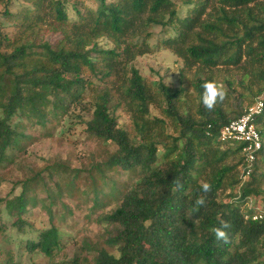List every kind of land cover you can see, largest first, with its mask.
<instances>
[{"label":"trees","instance_id":"obj_1","mask_svg":"<svg viewBox=\"0 0 264 264\" xmlns=\"http://www.w3.org/2000/svg\"><path fill=\"white\" fill-rule=\"evenodd\" d=\"M14 1L0 0V168L25 149L28 127L52 120L70 118L104 146L100 160L92 151L82 188L91 209H101L98 240L83 239L80 252L56 260L62 233L52 224L27 235L24 248L50 264H264V109L254 121L262 147L247 177L242 144L219 138L224 124L264 101V0H19L12 10ZM157 47L182 61L177 86L133 65ZM205 81L226 91L212 111L202 104ZM115 171L132 180L118 184ZM80 172L66 174L70 190ZM37 176L0 197L20 234L28 231ZM206 182L211 191L204 193ZM107 195L116 198L108 209ZM201 195L204 206L196 205ZM2 219L0 234L8 228ZM222 220L230 224L228 243L213 231ZM2 264L36 263L11 252Z\"/></svg>","mask_w":264,"mask_h":264},{"label":"rangeland","instance_id":"obj_2","mask_svg":"<svg viewBox=\"0 0 264 264\" xmlns=\"http://www.w3.org/2000/svg\"><path fill=\"white\" fill-rule=\"evenodd\" d=\"M90 3V0H85ZM21 1L15 0L11 6L15 10ZM72 15V11L68 10ZM3 25H6L0 20ZM43 36L51 42L56 41L58 35L51 30L44 29ZM154 37L150 40L155 44L159 35V28H154ZM103 45H108L104 40ZM157 49V50H156ZM148 54L142 55L133 61V65L138 68L142 75L149 78L155 77L158 72L166 83L177 86L179 84V70L182 61L168 49L157 47ZM252 88L255 90L256 85ZM122 120L127 121V115L122 113ZM70 118L60 122L51 121L47 128H40L35 125L28 127L26 132L31 137L25 141V149L16 153L13 163L0 168V197L18 194L20 192L19 182L25 177L38 174L31 180V189L28 192L30 198L34 197L35 202L30 201L27 205L28 231L20 234L11 226L13 218L5 214L3 206L0 208L2 221L7 225L5 233L0 234V264L5 260L7 254L13 252L15 257L21 256L22 262L34 261L36 264H50L51 260L40 252H29L24 248L25 237L35 236L36 231L56 225L62 233L63 247L54 257L56 260L71 258L75 253L80 252V244L83 239L96 241L101 233V227L95 221V211L90 207L92 204L85 195L82 194L85 178L89 176L84 169L89 165L90 156L94 151V156L100 160L103 148L100 141H90L84 137L80 128L72 124ZM62 167L61 177L58 175L59 168ZM74 168H81L80 176L77 178V185L71 189L65 183L67 173ZM114 180L121 183H128L132 176L126 172L115 171L111 174ZM45 181L46 188L41 184ZM60 187H55V182ZM41 183V184H40ZM57 190L60 193H57ZM104 192L108 193L109 188L104 186ZM48 192L54 194L53 201L48 197ZM102 200L110 208L116 204V198L109 195L102 197ZM53 203H50V202ZM259 206L260 203L258 204ZM27 236V237H28Z\"/></svg>","mask_w":264,"mask_h":264},{"label":"built area","instance_id":"obj_3","mask_svg":"<svg viewBox=\"0 0 264 264\" xmlns=\"http://www.w3.org/2000/svg\"><path fill=\"white\" fill-rule=\"evenodd\" d=\"M263 109L264 101L258 98L246 106L238 118L224 124L219 130L220 140L242 144V151L247 162L245 177L250 174L253 161L262 147V138L254 121L262 114ZM257 217L261 218L262 214H257L253 218L256 219Z\"/></svg>","mask_w":264,"mask_h":264},{"label":"clouds","instance_id":"obj_4","mask_svg":"<svg viewBox=\"0 0 264 264\" xmlns=\"http://www.w3.org/2000/svg\"><path fill=\"white\" fill-rule=\"evenodd\" d=\"M170 83V80L168 81L167 85ZM203 93H202V104L204 108L208 111H212L215 109L216 105L220 102H222L226 97V91L219 87L215 81H205L202 84ZM175 186L177 189L182 187V184L180 180L177 178L174 180ZM202 189L204 193L211 191V184L210 183H204L202 185ZM206 203V196L201 195L196 200V205L198 206H204ZM230 227V224L228 221H221L220 226L214 228V234L215 238L218 241H222L223 243H228V233L227 229Z\"/></svg>","mask_w":264,"mask_h":264}]
</instances>
